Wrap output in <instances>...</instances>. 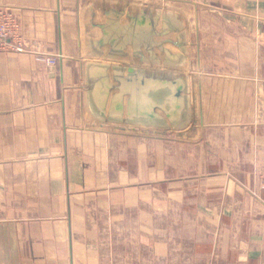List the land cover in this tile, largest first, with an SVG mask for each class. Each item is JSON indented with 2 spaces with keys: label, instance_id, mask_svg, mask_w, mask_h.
Instances as JSON below:
<instances>
[{
  "label": "crops",
  "instance_id": "0c3cea01",
  "mask_svg": "<svg viewBox=\"0 0 264 264\" xmlns=\"http://www.w3.org/2000/svg\"><path fill=\"white\" fill-rule=\"evenodd\" d=\"M97 1L0 0L57 57L0 51V264H264V0H187L221 25L200 26L178 136L95 126L128 125L122 88L95 85L106 58L82 56Z\"/></svg>",
  "mask_w": 264,
  "mask_h": 264
},
{
  "label": "rangeland",
  "instance_id": "374dc122",
  "mask_svg": "<svg viewBox=\"0 0 264 264\" xmlns=\"http://www.w3.org/2000/svg\"><path fill=\"white\" fill-rule=\"evenodd\" d=\"M85 10L82 56L106 58L107 62L102 61L106 66L97 70V91L102 93L105 86L122 88L123 97L116 104L122 107V121L127 116L128 122L109 125V121H104L108 125L95 126L129 134L164 136L184 135L190 127H197L185 124L199 117L194 97L197 93L191 92L193 82L189 76L197 70V47L210 36L201 33L200 26L221 24L213 17L207 21L200 8L187 0H99ZM120 29L129 42L128 48L111 52V42L119 37ZM135 38L141 42L137 50L133 46ZM119 60L122 65L113 63ZM120 76L122 81L115 80ZM136 78L140 81H132Z\"/></svg>",
  "mask_w": 264,
  "mask_h": 264
},
{
  "label": "built area",
  "instance_id": "2783aa9c",
  "mask_svg": "<svg viewBox=\"0 0 264 264\" xmlns=\"http://www.w3.org/2000/svg\"><path fill=\"white\" fill-rule=\"evenodd\" d=\"M28 43L22 32L21 22L16 11L10 7H0V51L3 52H27ZM38 60L46 65L53 66L57 63V57H52L44 52L30 50ZM261 187L264 189V166L259 171Z\"/></svg>",
  "mask_w": 264,
  "mask_h": 264
}]
</instances>
